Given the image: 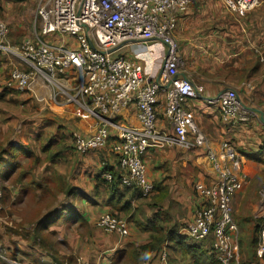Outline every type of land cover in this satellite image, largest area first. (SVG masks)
Instances as JSON below:
<instances>
[{"label": "crops", "instance_id": "1", "mask_svg": "<svg viewBox=\"0 0 264 264\" xmlns=\"http://www.w3.org/2000/svg\"><path fill=\"white\" fill-rule=\"evenodd\" d=\"M219 1L230 14L224 1ZM23 2L0 0V17L13 21L12 11L20 10L21 15L17 16V23L13 22L10 33L12 42L22 41L33 31V18L40 3L32 6ZM216 3L218 2L214 0H197L181 16L176 38L180 44L181 74L191 80L201 93L199 98L185 104L187 111L216 151H219L223 141H230L242 160L239 170L246 176L245 184L235 196L233 214L239 228L241 250L240 229L245 233L249 230L247 226H261L264 221V62L260 60L264 56V0L246 13V16L237 18L230 14L235 18L234 21L223 18L221 26L212 30L208 28L211 18L204 13L211 8L215 12ZM229 21L233 26L227 30ZM24 24L27 25L26 28L30 27L28 32L21 29L25 28ZM150 45L151 43L145 45L133 42L123 50V54L141 64L145 75L157 77L161 70L164 49ZM27 67L14 54L0 55V129L10 132L20 121L21 124L13 136L17 139L16 142L22 144L12 143V148L19 154L26 152L31 155L25 150L30 147H36L40 152L39 144L44 143V139H49L44 147L53 145L54 141L57 148L54 156L60 160L59 164L54 160L57 173L59 176L70 174L61 179V189L58 187L56 200H64V207L51 214L53 220L46 229L58 238L53 245L60 257H73L76 264H113L121 252L140 250V247L153 241L154 235L161 240L155 249L144 255L139 251L138 260L125 264H195L196 260L204 264H218L213 262L212 236L204 241H195L188 239L183 233V228L193 221L197 207L204 202L194 185L198 181L210 183L216 180L211 160L206 156L205 150L200 147L185 150L178 145L150 149L145 155V163L155 190L149 198H141L132 188L125 187L120 182L104 181L101 178L104 170L118 174L112 142L80 153L75 149L73 135L74 132L90 134L97 123L96 119L77 117L73 107L66 103L53 108L48 104L37 106L33 100L35 93L32 91L30 92L33 94L15 93L6 88L9 73L13 69ZM67 78L64 84L70 88L72 75H67ZM225 88L236 89L244 102L241 113L244 120L235 125L225 123L219 106L207 101V97L216 96ZM39 90L43 95L49 92L46 87H39ZM32 107L36 109L32 110ZM157 109L159 132L173 137L174 128L164 114L163 93L160 94ZM15 110H18L19 118L15 117ZM27 110H31L32 115L26 113ZM36 115L41 117L42 125L45 126L44 133L40 128L33 130L29 123L22 125V121H35ZM118 121L138 126L136 106L131 104ZM35 125L33 122V126ZM11 136L8 134L7 137ZM15 161L5 153L0 161V172L6 170L13 178L18 172ZM9 164L10 168L7 167ZM19 186L12 194L18 196L22 191L20 196L24 195L21 197L23 200L27 192L23 191L22 182ZM71 188L75 192H68ZM105 212L127 218L128 235L107 233L96 227V220ZM45 214L46 212L40 214L38 222L43 221ZM35 224L25 226L29 228ZM27 242L28 240H22L21 244L26 245ZM60 242L66 246L68 252L59 248ZM22 258L25 264L54 263L50 254L43 250L23 254ZM249 263L264 264V257H256L254 248V259Z\"/></svg>", "mask_w": 264, "mask_h": 264}, {"label": "built area", "instance_id": "2", "mask_svg": "<svg viewBox=\"0 0 264 264\" xmlns=\"http://www.w3.org/2000/svg\"><path fill=\"white\" fill-rule=\"evenodd\" d=\"M233 16H243L261 0H223ZM197 0H48L37 7L33 31L20 44H11L10 23L0 19V55L14 54L27 69H13L6 88L35 92L46 87L40 100L50 107L66 103L81 119H96L94 130L74 132L75 149L86 153L112 141L121 184L149 198L154 184L148 176L146 153L155 147L178 145L185 150L203 148L211 160L216 180L196 182L195 190L204 202L192 222L183 228L186 237L204 241L212 236V253L219 264H251L241 260L239 228L234 219V199L243 189L245 174L239 170L241 157L230 141L216 151L185 104L201 96L200 89L181 74L180 44L176 38L179 20ZM133 42L164 49L157 77L145 75L141 64L125 57L123 50ZM150 45V46H151ZM264 62V56H261ZM72 85L65 86L67 75ZM248 86H250L248 84ZM164 94V114L175 135L159 132L158 104ZM43 95V94H40ZM219 106L222 120L235 125L244 120V102L234 88L207 97ZM134 104L138 126L124 124L121 114ZM103 179L112 182L109 170ZM264 204V191L262 192ZM125 217L105 212L96 227L107 233L128 235ZM258 258L264 257V221L260 226ZM8 264H17L13 259Z\"/></svg>", "mask_w": 264, "mask_h": 264}, {"label": "rangeland", "instance_id": "3", "mask_svg": "<svg viewBox=\"0 0 264 264\" xmlns=\"http://www.w3.org/2000/svg\"><path fill=\"white\" fill-rule=\"evenodd\" d=\"M17 1H24L23 3L26 2L27 5H32V6L33 5L37 6L38 3H42V4L48 3V0H41L40 2L39 0H17ZM214 1L218 2L216 3L217 5L216 11L214 12L213 9L211 8L204 14H206L207 17L211 18L210 20L211 25L208 26V28L212 30H217L219 26H221V20L223 18H226L228 20L233 19L231 21H234L235 18L224 10L222 3L219 0H214ZM19 12L20 10H15V9L12 11L13 21H9L3 17H0V19L7 21L9 23L11 22L10 27L12 30L13 22L17 23L16 18L18 15H21L19 14ZM36 15L37 12L34 15L33 21L36 18ZM31 22H30V26H31ZM20 25L21 23L18 24L19 28L21 27ZM232 26H233L232 22L229 21L227 30L232 28ZM24 27L25 28H21V29H24L28 32L30 27L26 28L27 27L26 24H24ZM9 40L13 45H17L21 43V40L17 42L15 41L12 42L10 38ZM14 92L19 93L16 91ZM25 93L27 94L35 93L33 96V100L37 103V106H42V104L45 105L48 104L46 100L44 101L40 100L41 97H44V95H40L39 87H37V92L31 93L30 91H28ZM33 109H36V107H32V110ZM17 112L18 110H15V117L19 118V116H17ZM25 112L32 115L31 110H27ZM18 115H21V113ZM36 117L37 118H34L35 121H27V122L22 121V125L29 123L30 127H32L33 130L40 128L44 133L45 126L42 125L43 123L41 121V117L39 115H36ZM19 122H17V125L13 129H11L10 132L9 131L4 132L2 129H0V150L5 149L6 153L9 154V157L15 159L16 160L15 162L18 165L17 167L18 172L13 176V178H10L9 181H7V179H5L3 175H1L3 171L0 172V193H1L0 195V264H8V260L10 258L15 260L17 264H25L22 258L23 254H29L30 252L37 253L39 250L45 251L44 248L39 247L37 242L33 241V237H30V239H25L22 235H17L14 232L15 230L20 232L21 226L27 227L30 226V224L37 223L39 221V218L41 217L40 214L42 215L44 212H46V214L45 216H43L45 217L43 221L46 225L49 226L53 220L51 214L53 212H57L59 209H62L64 207L63 204L64 200L62 199L61 201L56 200L59 194L58 187H60L61 189V185H60L61 179L70 176L69 173L62 176H59L57 173V170L55 168V163L59 164L60 160H58V157L54 156V151L55 149H57L54 145V141H53V145L48 144L46 147H44V144L49 140V139H44V143L39 144L40 152H38L36 147H32V148L30 147L29 149L25 148V150L29 151L31 155H28L26 152H22L20 154L16 153L17 151L12 148L13 147L12 143L14 142L17 143L18 145L22 144L16 142L17 139L15 138V136H13L14 132L17 131L19 124H21ZM33 122L36 123L35 126H33ZM50 133L53 134L52 131H50ZM8 134L12 135L11 138L7 137ZM7 167L10 168L11 165L9 164ZM20 172L28 173L26 179H24V181H21L22 186L25 184L24 187H26V192H27V196L23 200L21 199V197H23L24 195L20 196L22 194V191H20L21 193H19L18 196L12 194L13 191L18 189L20 187L19 185H21V182H17L18 175L20 174ZM4 174H8V172L5 170ZM140 197L144 198L142 196ZM20 218L21 221H19ZM25 224L27 226H25ZM251 226L252 227L247 226L249 230H247L245 233H243L240 229V234L242 238V249L240 251L241 260L243 262H248V263L254 259V248L251 247L252 242H256V244L258 245L260 240L259 237L260 226L255 227L256 231L253 230V225ZM249 227L251 228V230ZM43 234L45 235L46 239L44 240H46V242L54 243L56 242V240H58V238L52 232L50 233L48 231H44ZM187 238L190 240L192 239L190 237ZM22 240H28L26 245L21 244ZM65 247L66 246H63L61 243H59V248L62 249L64 252H68ZM243 255H246V257H244Z\"/></svg>", "mask_w": 264, "mask_h": 264}, {"label": "trees", "instance_id": "4", "mask_svg": "<svg viewBox=\"0 0 264 264\" xmlns=\"http://www.w3.org/2000/svg\"><path fill=\"white\" fill-rule=\"evenodd\" d=\"M5 153H6V151H3V150L0 152V161L3 160V155ZM4 171L1 175H3V177H5V179H7V181H9L11 176H9V174H4ZM104 171H106V170H104ZM27 175H28L27 172H20V174L18 175L17 182H21L24 177H27ZM101 178L103 179L102 176H101ZM103 180L105 181V179H103ZM115 181L121 183L119 173L117 174V172H116L115 178L112 182L115 183ZM24 186H25V184L23 185V191L26 190V187H24ZM133 190L138 194V191L136 189H133ZM69 191H72V193H73V192H75V189L71 188L70 190H68V192ZM116 215H118V214H116ZM118 216H120V215H118ZM120 217H123V216H120ZM47 228H48V225H46L44 223V221H41V222H37L33 227H29V228L21 226L20 230L22 232L15 230L14 233L17 235H22L25 239H30V237H33V241L37 242L39 247L44 248V250L48 254H50V256L53 258V260H54L53 264H76L75 258H73V257H69V258L60 257V254H59L58 250L56 249V247H54L53 243L46 242V240H44L46 238H45V235L43 234V232L46 231ZM253 230L256 231L255 227L253 228ZM160 242H161V240L154 237V235H153V241L152 242H150L149 244L143 245L142 247H140V250L130 249L128 251L121 252L119 254L120 256H119L118 260L115 261L113 264H125L128 261L135 262L139 258V251L141 252V255L147 254L150 250L155 249V247ZM60 243H62V242H60ZM256 246H258L256 244V242H252V247L255 248V253H256V249H257ZM213 256H214V254H213ZM195 262H196L195 264H204L200 260L199 261L196 260ZM213 262L219 264V262L215 256H214ZM246 263H248V262H246Z\"/></svg>", "mask_w": 264, "mask_h": 264}]
</instances>
